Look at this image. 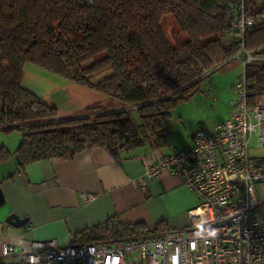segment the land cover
<instances>
[{
  "label": "trees",
  "instance_id": "trees-1",
  "mask_svg": "<svg viewBox=\"0 0 264 264\" xmlns=\"http://www.w3.org/2000/svg\"><path fill=\"white\" fill-rule=\"evenodd\" d=\"M244 4L253 20L244 46L264 57V0ZM167 14L184 40L165 34ZM235 17L236 0H0V127L22 137L13 152L0 147V161L15 155L16 171H22L32 162L71 158L87 146L118 152L140 146L149 135L163 145L173 106L239 49ZM26 63L129 108L105 109L96 102L59 117L22 85ZM244 75L251 108L264 97V59L245 65ZM130 108L139 123H133ZM159 231L110 217L76 233L73 244Z\"/></svg>",
  "mask_w": 264,
  "mask_h": 264
},
{
  "label": "built area",
  "instance_id": "built-area-1",
  "mask_svg": "<svg viewBox=\"0 0 264 264\" xmlns=\"http://www.w3.org/2000/svg\"><path fill=\"white\" fill-rule=\"evenodd\" d=\"M252 24L244 0H236L233 27L240 47L230 60L243 71L232 86L231 116L213 131L197 128L188 147L144 157L143 172L133 180L144 187L162 173L178 176L196 198L187 226L68 246L55 239L17 248L5 243L2 255L18 252L20 264H264V198L256 191L264 183V162L249 152L251 144L264 147V103L247 106L244 75L245 65L264 59L244 46Z\"/></svg>",
  "mask_w": 264,
  "mask_h": 264
},
{
  "label": "crops",
  "instance_id": "crops-1",
  "mask_svg": "<svg viewBox=\"0 0 264 264\" xmlns=\"http://www.w3.org/2000/svg\"><path fill=\"white\" fill-rule=\"evenodd\" d=\"M230 62L234 61L224 62L214 70L227 72L234 65ZM214 70L208 76L213 75ZM221 77L222 73L216 79ZM234 82V79L228 82L227 90L230 87L232 92ZM22 85L43 103L54 106L59 117L108 100V96L90 87L30 63L24 65ZM200 85L197 91H200ZM204 92L210 94L208 90ZM231 113L230 109L225 111L224 119L216 125L229 118ZM181 120L180 117L174 120L170 117L171 134L161 146L150 135L143 138L140 146L118 152L87 146L71 158L54 157L32 162L22 171H16L15 155L1 160L0 189L4 203L0 205V263L21 262L18 252L2 255L5 243L17 248L29 240L55 239L60 246H68L73 244L76 233L110 217H117L125 224L140 223L147 230L159 227L163 231L187 226L188 211L195 205L196 198L178 176L162 173L156 179H147L144 187L133 181L143 172L144 157H155L192 144L195 130L186 131L182 140L172 137L173 125ZM215 126L208 131H213ZM21 138L18 131H4L0 127V147L13 152ZM249 152L264 162V147L251 144ZM256 191L260 198H264V183L259 184ZM82 193H90L94 198L84 202ZM11 213L27 221L19 227L10 225L5 219Z\"/></svg>",
  "mask_w": 264,
  "mask_h": 264
},
{
  "label": "rangeland",
  "instance_id": "rangeland-1",
  "mask_svg": "<svg viewBox=\"0 0 264 264\" xmlns=\"http://www.w3.org/2000/svg\"><path fill=\"white\" fill-rule=\"evenodd\" d=\"M162 28L170 40H184L186 38V35L179 31L172 14L164 16ZM103 55L104 53L102 52L95 58H101ZM93 60L90 59L87 63H91ZM230 63L234 65L227 69V72H221V69L214 70L213 75L207 76L202 80L200 91L194 92L190 97L179 101L173 106L171 120L179 117L183 120L179 121V124L173 125L172 123V137L175 136L177 139L182 140L185 138L186 131L189 132L190 129L194 131L199 127L212 130L221 119H224V112L228 109L232 110L231 100L233 99V94L230 87L227 90L226 85L232 79L236 81L242 73L243 67L235 61ZM220 73H222V77L217 80L216 77ZM214 75L216 76L214 77ZM203 90L210 91L211 95H207L206 92H204V95ZM214 96H216V99L213 98ZM259 102L264 103V97ZM101 104L105 109L129 108L127 104L110 97ZM130 117L134 124L139 123V117L133 108H130Z\"/></svg>",
  "mask_w": 264,
  "mask_h": 264
},
{
  "label": "water",
  "instance_id": "water-1",
  "mask_svg": "<svg viewBox=\"0 0 264 264\" xmlns=\"http://www.w3.org/2000/svg\"><path fill=\"white\" fill-rule=\"evenodd\" d=\"M4 203V196L2 194V191L0 189V205H2ZM6 222L10 225L19 227L20 225H22L24 222L27 221L26 218H20L17 215L11 213L6 217Z\"/></svg>",
  "mask_w": 264,
  "mask_h": 264
}]
</instances>
